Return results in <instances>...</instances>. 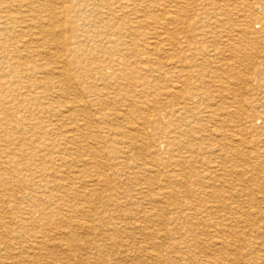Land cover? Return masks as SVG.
I'll use <instances>...</instances> for the list:
<instances>
[{"label":"rangeland","instance_id":"374dc122","mask_svg":"<svg viewBox=\"0 0 264 264\" xmlns=\"http://www.w3.org/2000/svg\"><path fill=\"white\" fill-rule=\"evenodd\" d=\"M157 2L160 3L162 8L165 9L168 13L175 12V8H172V7L175 6V2H177V0L175 1L174 0H159V1L158 0H139V1L133 2L135 4L134 6H136L135 7L136 10H138L139 13L131 14L129 11H125L126 14L124 15L125 18H123V20L126 19L125 20L126 22L130 21L132 23V22H135V19L143 15L148 16V17L155 16V15L157 16L158 13L155 10L156 9L155 7H158ZM193 2H194L193 3L194 20L202 21L203 25H205L208 22L209 27L210 28L213 27L212 23L214 22L215 19H211L210 17L214 16L215 13H217L214 7L217 4V2L221 3V0L220 1L211 0V2L207 4H204L203 2L197 1V0L196 2L195 0H193ZM11 3L13 4V0H6V1L0 0V23L5 22L6 24H8V27H12L13 22L16 21L18 17V14L16 12L17 10L15 9V7H13ZM223 3L225 4L226 8L229 11H231L233 14L229 16L227 20L228 22H225L224 23L225 25H223V27L220 26V28L216 30V32L218 33V35L226 36L229 44L232 42V41L229 42L230 38L231 40H233L231 48L229 45V49L231 50H229L227 47L226 48L224 47L223 40L221 42L220 41L216 42L211 37L212 35H209V36H206L203 40L204 48L207 46L205 51H202V52L200 51L197 54L198 57L196 56L195 58H193L191 56H188L186 60L184 61L182 60L183 62H181L180 60L182 59V56H184V54L182 53L183 47L180 44L182 40L178 36H175L173 34L175 30L174 29L175 26L173 24H170L171 22L169 20L168 15H165V16L163 15L165 18L163 16H160V23H161L160 32H163L165 34V35L164 34L162 35L163 36L162 40L164 42L162 50L165 51V53L164 55H162L160 61L161 63H163V65H166V69H169L174 66H177L178 68H180L182 65L185 66L187 65L188 62H190L192 67L196 65L198 66V67L196 66L197 71H202L203 69V72H204L205 69H206L205 71L208 70L209 71L208 74H205V73L195 74L194 73V76L191 77L192 84L189 86V88L191 90L193 89L194 92L198 90L197 92L203 95V100L205 103H209L206 94L210 92V90L215 91L216 94L219 93L220 85L217 82H219V80H221L222 78H223L222 80L225 81L224 85L226 84L225 87L227 88V91L225 92V96L228 101H231L233 99V96H236L235 97L236 100L243 101L246 103L247 102L254 103V104L259 103V102L264 103V66L262 65L264 62V59H263L264 58V22H263L264 20V0H223L222 4ZM76 4H78V2L75 0H65L63 1V3L61 1H58L56 3L55 7L57 9L58 14L60 15L58 22L61 24H64V28L63 30L58 28V33L60 34L56 36V44H55V47L53 48L58 53H60V55L62 56V60H59V61H63V63H66L67 66L69 67V70L76 71V75L78 73L77 77L85 76L86 78H94L96 77V74H95V70L92 69V67L95 64H97L99 61L117 58L118 55L116 54V51L120 47L118 45V42H119L118 39L121 40V42H119L120 44L121 43L129 44V39L127 37H123L121 35L122 33L118 31V28L117 29L116 28H106L102 32L101 29L103 26L102 24L98 23L99 20L97 18L98 16L97 11L99 12V14L102 15V17L111 18L110 13L104 1H102L100 4H98L95 7H93V5H87V6L84 5L82 6V8H80L79 5H76ZM11 5L13 8L11 7ZM144 8L146 9L148 8V10H150V12L148 13H151L152 15H149V14L145 15V12H143ZM236 8L238 10L239 9L243 10V13H239L242 16L239 19H237L235 15ZM94 9H96L97 11ZM62 11L64 15H61ZM9 20L11 22H9ZM65 21H66V27H65ZM132 25L134 26L135 24H132ZM24 26L25 25L23 24L21 25V27H24ZM77 27L82 28V30L84 29L83 30L84 33L93 34L94 37L92 38V40H86L85 37H80L77 46L69 45L65 47L64 46L65 36L70 35L71 34L70 31H73L72 29L76 30ZM246 28L252 31H254L255 29L254 32L256 34L252 36L245 34L244 29ZM17 30L18 31L16 32L15 31H12V32L9 31L10 33L7 32L6 34L7 36L5 35L6 39L3 40L5 52L4 53L0 52V140L4 141L7 138H8L7 140L11 139V141L15 142L14 146L16 147L18 146L17 144H21L24 149V153H23L22 158L20 159L21 161L23 160L22 161L23 164L21 167H19V169L21 168L22 170L20 169L18 171V174L14 173L15 170L13 171L9 170L10 172H7V171L2 172L3 175L2 173L0 175V178H5L4 180H7V184L5 188L0 186V193H1L0 195L2 199L0 203V224H2L0 225V240H1L0 243H4L5 245L9 246V247H6L5 249V246L0 244V246L2 247L0 248L1 249L0 250V264H46V263L47 264H53V263L54 264H133V263L140 264L142 263V259H144L143 257L146 258L145 255L147 251L152 250L151 247H157L158 243L160 245L165 244V247L163 246L164 248L170 247L173 243H179L180 244L179 247H185V246L191 247L189 250L185 248H182L181 250L184 254V257L187 258L189 261H191L189 264H202V263L204 264L205 261L207 262L209 261V263H213L214 261L215 264H219V262L217 261L220 259L227 260L229 256L230 258H232L231 256H233L235 253L234 248H240L239 254H242V255H239L240 257L239 264H248V263L258 262L257 255H259V253L256 252V256H255L254 248L257 247V244L264 243V231L257 230L256 228V224L260 222L258 218L253 217V216L251 217L246 216L248 214H245V212L248 213L252 210L254 211V209L256 208L255 206L257 205L251 202V199L250 197H248V195L253 194L252 198L255 199L256 202H260V204L261 202H264L260 200L261 196L259 194H255L252 192V190H255L256 192L257 189L259 188L257 187L258 186L257 184L252 185V186L243 185L239 182L238 179H236V177H226L223 181L220 180L216 182L215 184L216 189L205 190V193H203L204 191H200L197 186L192 185L190 182H187V183H185L186 181L183 182L180 177H176V180L177 181L179 180L180 183H185V184H182V186H179V185H176V183H173V180L169 178L172 175L169 176L168 174L174 173V168L166 167L167 164L163 165L162 167H159V169L162 168L161 170L164 173L161 177L158 178L159 180L157 181L150 180L148 183H146L143 180L134 178V176L132 175V173L134 172L133 170L119 167L118 160H116L117 162L114 161L113 163L111 159H115L118 156H122L124 158L122 159L120 158V160L125 159L124 160L126 161L125 163L128 164L129 166L132 167L134 165L136 167H141L142 164L144 163L149 164L152 161V156L150 155L152 150L147 149V146L149 145V143L146 139H143L144 143L146 144V149L139 151L137 153L136 152L135 153H123L125 151L123 149V146L118 144L119 139L121 137L112 136L110 130L116 129L115 126L117 125V123L113 121L114 119H112L113 118L112 114L116 113L117 111L118 113H122L125 110V106L123 105V103L117 104V103H114L115 102L114 101V102H111V104L108 103L106 106L105 105L95 106L94 104H97V103L93 102L95 100L94 97H86L85 96L86 94L84 93L82 94V91H83L82 88H85V86L82 88L79 87V88H74V89L65 88L63 90H57L58 88H56V90L55 89L52 90L51 84L57 82L55 80L58 77L57 73H55V67L57 66L55 65L56 61L55 60L53 61L52 59L49 58V56L44 54L47 52L46 51L47 47L45 48V46H43L37 40V39H40L41 37L40 35H38L39 38L34 36L36 32H34V35L32 34L28 35V33L25 32L26 30L24 28L23 30L17 28ZM138 30H139V33L146 35V36H149V34H151V31L149 28L148 29L140 28ZM18 32L20 34H18ZM10 34L12 35L14 34V35L12 36ZM237 34H239V39L236 41L237 37L235 36ZM253 37L255 39H253ZM260 37L262 39H260ZM173 38H175V41ZM254 41H256L257 44H255V46L252 47L251 44ZM137 42H140V40H137ZM171 43L173 44V46H176V48L174 47V51L176 53L170 54L167 52L169 48L172 47ZM240 44L244 45L242 46L245 50L243 49H242L243 51L234 50L237 48H241ZM245 44L247 45V47L245 46ZM15 46H19L20 50H23L24 48L21 46L26 47L27 51L24 52L23 54L24 57H21L23 59L14 57L13 55L9 54V52L12 51L13 48H15ZM164 47H167V48H164ZM8 50L9 52H7ZM33 50L34 51L40 50L39 51L41 54L40 58L35 56L36 53ZM114 50L115 52H113ZM71 54L73 55L71 56ZM244 55H246V58L252 57L251 60L253 62H250L248 64L242 61V56ZM65 57H66V62H65ZM149 57L150 55H147V54H144V55L135 54L133 52H128L126 54V60L130 63L137 61V60L144 61L146 58H149ZM35 58L38 60H36ZM151 58H154V56H151L150 59ZM254 61H255V64H254ZM227 69L230 72H228ZM28 73H31V74H28ZM110 74L111 72H108V75ZM33 78L34 79L39 78L41 79V82L32 83ZM44 78L45 79L48 78L47 81L49 83H44L45 81ZM226 78L229 81H227ZM198 82L200 83L198 84ZM95 84H97L98 87L101 90H103L104 83L100 80L98 81V77L95 78ZM247 88H249L250 90ZM106 89H107V92H114L115 87L112 86L111 84L107 86ZM261 89L263 90L261 91ZM228 90L231 92H229ZM130 91H133L131 87H130ZM80 93L83 97L81 98V100H83V102L86 104V109H85L86 112H88L90 116L92 115L93 121H92V125H90L91 126L90 129L93 132L94 136L98 139V148H100V150L102 151L101 160L100 158L99 160L103 163L102 170H104L106 173L108 172V174H110L111 176L110 178L111 185L108 188L107 187H101V188L97 187L98 190H96L97 188H93L89 186V187H86V190H85L86 195L89 194L90 191H91L90 194H93L92 201L91 203H89V205L93 207L97 211V214H98L97 221L94 222L98 228L97 231L95 233H91V232H88L86 229L82 228L77 231L76 230L72 231V233L76 234V237L70 238L65 235L66 237H64L65 238L64 239L63 236L58 233H61L60 231H62L63 233H67V232L69 233L70 228L68 227V225H66L67 223L66 221L68 219L75 223H77L76 221L80 222L81 220L82 221L80 223H83V221L87 220L86 222H84V224H90L91 221H89V219H87L84 216H79L72 212L73 209L76 208V206H79V204H81L79 201L80 193H76L78 190H80L77 188L78 187L77 181H75V186H74L76 187V189L70 190L68 188L67 190L66 188L65 198H60V197H63L62 191L58 188V185L56 184L55 185L51 184L50 186L48 184L47 186L48 182L47 183L44 182L43 179H45L44 178L45 175L43 172L40 171L41 170L40 167H45L43 162L48 157L60 156V157H65L68 160H70V158L74 159L73 161H75V163L73 164V166L80 165L81 163L77 164L80 159H83V158L88 159L87 157H85L86 153L85 151L81 149V145L77 142L76 144L74 141H71L72 139H70L69 137H71L72 135L70 136V134H66V132L68 131L67 130L68 126L71 121L69 120L70 118L79 120V121L83 119V117L79 116L80 113L77 114L72 111V107H71L72 105L70 104L71 99L80 95ZM156 94H157V91L155 88L144 91V97L148 98L149 101L155 100ZM159 102H162V101L160 100ZM248 106L249 105H247L245 109ZM22 108L24 111L22 110ZM104 114L107 115V118H105V120L102 119L104 117ZM8 118L9 120H7ZM54 119H57V120L54 121ZM10 123H12L13 125ZM199 124L202 125L203 127H206V129L209 128L210 126L212 127V124H209L205 121H200ZM257 126H259V124ZM216 128L219 132L225 131V133H227V131L229 130L228 128H223V130L220 131L217 126H215L213 129H216ZM35 129H38V130H35ZM112 131L117 132L115 130H112ZM227 134H229V131ZM174 135L175 137L177 136L176 134ZM174 135H171V136H174ZM9 136H12L13 139L12 137H9ZM147 137L149 139H152L154 142L158 139V137L153 135L152 132H148ZM215 140L217 144L222 147L224 146L227 147L228 144L230 143L229 139H224L221 136L219 137L217 136ZM184 141L185 140H183L182 143ZM195 141L197 140L195 139ZM9 143L10 142H7V143L0 142V147L2 146L1 148H3L2 149L3 151H6L7 149H9L8 150L9 152L12 151L11 149H13L14 146H9L8 145ZM73 143H75L76 146ZM230 144H232V142ZM64 146L66 148L69 147V149H73V150L75 149V151H78V152H74V153L65 152V154H62L63 151H61L60 148H64ZM161 149L159 153L160 156L158 157L162 159L164 162H168L167 158H169V156L173 157L174 159H178L179 157H182L183 162L181 163L180 169H182L184 174L187 176H191V175L198 176L199 175L200 177H204L206 172L203 169L202 165L205 162H209L210 165L212 164L211 166H214L215 164L221 163L226 157L227 158L225 162L228 161L229 159L235 160L239 158V155L234 153V151H229L228 149L226 150L229 152V154L224 159L222 157H219V155L217 154L211 153L212 151L210 152L208 150L206 154H203L202 156H200V158L196 159L197 157L194 155H193V158H191L189 154L184 153L185 151H182V150L178 151L179 149L177 148V146H175L172 149V152L170 153V155H166L164 153L165 151L163 150V148ZM2 150L0 152H2ZM50 151L52 154L49 153ZM103 156H105L106 158ZM4 158L5 156L0 155V161H3ZM205 159L206 161H204ZM29 161L34 162L35 164L26 166V163ZM110 162H112V164ZM225 166L231 167L232 164L227 163L225 164ZM117 170H119V172H117ZM176 170H177V167H176ZM116 173H119V175L116 176L115 175ZM24 174L26 177L24 176ZM144 174L146 176H149L147 171L144 172ZM46 175L51 176L52 173L48 171L46 172ZM17 176L20 179H18ZM83 183L85 182L83 181ZM85 184L89 185V183H85ZM165 186H167L169 189H167ZM26 187L27 189H25ZM90 188L92 190H90ZM12 190H14L13 193L10 192ZM161 190H164V191H161ZM168 190H173L179 199L182 197V195L189 193L188 195L189 201L193 204V206H196V207L200 205L199 201L202 198L204 201L206 200L208 201V203L210 202V204L212 202L215 203L217 201V203L215 204L220 205V206H223L222 203H224V205L233 203L232 207H236V205L241 207V209L243 210V211L240 210L242 211L241 213L244 212L243 214H245L243 216L244 220L246 218V220L248 219L249 221L247 220L246 224H243V225L236 224L234 222V225H233L232 224V222L234 221L233 218L236 217V214L235 212H231L233 214H230L227 211H222L216 216L214 215L209 218L206 217L200 221H199V218L197 220L187 218L184 215H179L176 213L178 210L177 209L178 206L174 202H173V209H171L170 211H167L166 213H162L163 216H161L162 218L159 217L158 218L159 220L157 219L154 222H148L147 220H145L144 218L145 214H148L150 212L153 213L157 209L151 206L149 199L152 196L156 195L157 193L166 192ZM31 191L32 192L39 191L40 193L38 192V196L40 195L41 197L39 196V198L36 199L35 197H33L34 192L32 193ZM213 191H216V193L212 194ZM237 191L240 194L239 197L235 195L232 196L231 193L234 194ZM19 193L21 194V196ZM137 193H141L139 198L137 197ZM66 194L69 196L66 197ZM45 196H47V198H45ZM43 197L45 200H42ZM229 197L230 198L233 197L231 198L233 199L232 202H231V199H229ZM48 198L51 200H49ZM54 199H57V200H54ZM172 201L174 200L172 199L170 202ZM24 208L26 209L24 210ZM18 210L19 211L21 210V211L19 212ZM41 210L46 211L47 214H49L48 216L50 217V219L41 215V212H39ZM59 212L60 214H58ZM140 215H142L143 217ZM61 216L66 217V218H62ZM69 217L74 219L75 221L70 219ZM57 218L59 219V221ZM167 219L168 221H165ZM137 220L139 222H137ZM262 221H264V219ZM167 222L168 223L172 222L173 225H178V226L180 225L181 227L179 230L180 231L179 234L166 235L167 236L166 237L164 231L168 227ZM191 222L198 223V225L194 229V232H192L193 230L189 232V230L185 227ZM34 223H36V226ZM127 224H129L128 225L129 227L132 226V228L129 229V233L124 232L125 229L123 225H127ZM247 224L249 226H247ZM199 225L201 227L203 226L204 228L200 227L201 228L200 229L198 227ZM143 227H146L148 229L143 228ZM65 228L67 229L66 231H65ZM38 230H40L41 233ZM46 230H48L49 232ZM58 230L59 232H57ZM218 230L222 231V233L215 234V232H219ZM116 231H118L117 232L118 234L116 233ZM145 233L146 234L148 233V235L145 236L144 235ZM180 234L183 236H180ZM220 235L226 242L227 246H232V247H224L220 250H217L216 248H214L215 241L218 237H220ZM51 236L53 237L52 239H51ZM178 236L181 239L177 238ZM213 236H215V238H213ZM38 237L40 238L38 239ZM66 240L67 242H65ZM165 240H166V243H165ZM239 241L241 244L238 243ZM207 243L208 245H206ZM37 245L38 246L41 245V247H45V250L41 251V255L43 256V261L41 260L38 263L35 261V256H34L35 253H37L34 247H37ZM69 246L73 247L74 253H72L71 256L69 257L65 255L66 260L63 259L64 257H61L60 260L54 257V255H60L57 253H59L62 248L64 249L65 247H69ZM251 248H253L254 251H252L253 249ZM7 249L10 250L9 251L10 255ZM108 249H110V251ZM249 250L251 251V253H254V254H251L250 256H246V253ZM201 253H204L202 254L203 256L200 255ZM163 254H165V252H163ZM209 257L211 258V260H213L212 262L210 261ZM68 260H70L71 262ZM222 264H227V263L223 262Z\"/></svg>","mask_w":264,"mask_h":264},{"label":"bare ground","instance_id":"6f19581e","mask_svg":"<svg viewBox=\"0 0 264 264\" xmlns=\"http://www.w3.org/2000/svg\"><path fill=\"white\" fill-rule=\"evenodd\" d=\"M4 1H6V0H4ZM58 1H61L63 3V1H65V0H13V4L12 3L11 4L17 10L16 12L18 14V17H17L16 21L13 22L12 27H8V24H6L5 22L0 23V31H1V33H0V38H1L0 39V52L1 53L5 52L3 40L6 39L5 35L7 34V32H9V31L10 32H12V31L16 32V31H18L17 28L22 29V30L24 28L26 30L25 32L28 33V35L29 34L34 35V32H36L37 34L35 33V35H34L35 37H38V35L41 36L40 39H37L39 41V43H41L43 46H45V48L47 47V50H46L47 52L44 54L49 56V58L52 59L53 61L54 60L56 61L55 65H57V66L55 67V73H57L58 77L55 80L57 82L51 84L52 90H54V89L56 90V88H58L57 90H63L65 88H73L74 89V88H79V87L82 88L85 86V88H82L83 89L82 94L83 93L86 94L85 95L86 97H94L95 100L93 102L97 103V104H94L95 106L96 105L97 106L98 105L99 106L100 105L106 106L108 103L111 104V102H114V101H115L114 103H117V104L123 103V105L125 106V110L122 113H118V111H117L116 113L112 114V116H113L112 119H114L113 121H115L117 123V125L115 126L116 129L110 130L111 134H112V136L121 137L119 139L118 144L123 146V149L125 150L123 153H135V152L137 153L139 151L146 149V144L144 143V140H143V139H146L149 143V145L147 146V149L152 150V152L150 153V155L152 156V161L149 164H146V163L142 164L141 167H136L134 165L131 167L125 163L126 162V161H124L125 159L120 160V158L122 159L124 157L118 156L115 159H111V161L113 163H114V161L118 160V163H119L118 166L119 167L127 168L129 170H133L134 172L132 173V175L134 176V178L143 180L146 183H148L150 180H154V181L159 180L158 178L161 177L164 173L161 170L162 168L159 169V167H162L163 165L167 164L166 167L174 168V173L168 174L169 176L172 175L169 178H171L173 180V183H176V185L182 186V184L190 182L192 185L197 186L200 191H204L203 193H205V190L216 189V185H215L216 182H218L220 180L223 181L226 177H236V179H238L239 182L243 185H251L252 186V185L257 184L258 185L257 187H259V188L257 189L256 192H255V190H252V192L255 194H259L261 196L260 200L264 201V103H262V102L255 103V104L254 103H248V102L246 103L243 101L236 100L235 99L236 96H233V99L231 101H228L226 99V96H225V92L227 91V88L225 87L226 84L224 85L225 81L222 80L223 78L221 80H219V82H217L220 85L219 86V88H220L219 93L216 94L215 91H212V90H210V92H208L207 94L205 92V94L208 98V102H209V103H205L203 100V95L199 94L197 92L198 90L196 92H194L193 89L191 90L189 88V86L192 84V81H191L192 78L191 77L194 76V73L195 74H198V73L208 74V72H209L208 70L205 71L206 70L205 69L204 72H203V69H202V71H197V69H196L197 65L192 67L190 62H188L187 65H185V66L184 65H182L181 67L179 66L180 68H178L177 66H174V67H171L169 69H166V65H163V63H161V61H160L162 55H164V53H165V51L162 50L163 43H164L162 40V37H163L162 35L164 33L160 32V30H161V28H160V25H161L160 16H163V15L164 16L168 15L169 20L171 22L170 24H173L175 26V28H174L175 30H174L173 34L175 36H178L182 40V42H180V44L183 47L182 53L184 54V56H182V59L180 60L181 62L186 60L188 56L195 58L200 51L201 52L205 51L207 46L204 48L203 40L206 36H209V35H212L211 37L216 42L217 41L221 42L223 40L225 48L227 47L229 49V45L231 48L233 40H231V38H230L229 42L230 41H232V42L229 44L226 36L218 35V33L216 32V30H218L220 28V26L223 27V25H225L224 23L228 22L227 20H228L229 16L233 14L231 11H229L226 8L224 3L222 4L223 0H221V3L217 2L216 5L214 4L215 5L214 8L217 11V13H215L214 16L210 17L211 19H215L214 22L212 23L213 27H211V28L209 27L208 22L206 23L207 25L206 24L203 25L202 21L194 20V10H193V3L194 2H193V0H177V2H175V6L172 7V8H175V12H173V13H171V12L168 13L165 9L162 8L161 4L157 2L158 7H155L156 12L158 13L157 16L155 15V16L148 17V16L143 15V16L135 19V22H132V23L130 21L126 22L125 21L126 19L123 20V18H125L124 15L126 14L125 11H129L131 14L132 13H139L138 10H136V8H135L136 6H134L135 4L133 3V2H136L139 0H75L78 2V4H76V5H79L80 8H82V6H84V5H86V6L87 5H93V7H95L98 4H100L102 1H104L105 5H106V7L110 13L111 18L110 17H106V18L102 17V15L99 14V12L96 9H94L97 11V15H98L97 18L99 20L98 23L102 24V26H103L101 29L102 32L106 28H116V29L118 28V31L122 33L121 35L123 37H127L129 39V44H122V43L120 44L119 42H121V40L118 39L119 40L118 45L120 47L116 51V54L118 55L117 58L99 61L97 64H95L92 67V69L95 70V74H96V77H94V78H86L85 76L77 77L78 73L76 75V71L69 70V67L67 66L66 63H63V61H59V60H62V56L60 55V53H58L53 48V47H55V44H56V36L58 34H60V33H58V28H60L61 30H63V28H64V24H61L58 22L60 15L58 14L57 9L55 7V5ZM197 1H201L204 4L211 2V0H197ZM195 2H196V0H195ZM12 5H11V7H12ZM144 10H143V12H145V15H148V14L152 15L151 13H148V12H150V10H148V8L147 9L144 8ZM244 11H246V10H244ZM235 12H236L235 15H236L237 19L242 17L239 13H243V10H241V9L238 10L236 8ZM251 14H252V12H251ZM61 15H64L63 11L61 12ZM235 15H234V17H235ZM38 21H40V22H38ZM9 22H11V21L9 20ZM263 22H264V20H263ZM22 24L25 26L21 27ZM132 24H135V25L133 26ZM245 25H246V23H245ZM65 27H66V21H65ZM207 27H209V28H207ZM140 28H147V29L149 28L151 31V34H149V36H146V35L139 33L138 29H140ZM72 30L73 31H70L71 32L70 35L65 36V40H64V46L65 47L69 46V45H72V46L76 45L77 46L80 37H85L86 40H92V38L94 37L93 34H91V33H84L83 32L84 29L82 30V28H79V27H77L76 30H74V29H72ZM212 31H214L215 33ZM254 31H255V29H254ZM254 31L249 30L247 28L244 29L245 34H247L249 36L256 34ZM259 31H261V30H259ZM67 33H65V34H67ZM18 34H20V33L18 32ZM81 34H83V35H81ZM229 34H231V33H229ZM10 35H12V34H10ZM257 36H259V35H257ZM235 37H237L236 38V41H237L239 39V34H237ZM173 39L175 41V38H173ZM253 39H255V38L253 37ZM260 39H262V38L260 37ZM137 40H140V42H137ZM226 42H227V44H226ZM255 44H257L256 41H254L251 44V46L253 47V46H255ZM29 45H31V44H29ZM234 45H236V44H234ZM240 45H241V48H237L234 50H236V51L237 50H239V51L245 50L243 48L244 45L243 44H240ZM171 46L172 47L169 48V50L167 49L168 50L167 52L170 54L176 53L174 51V47L176 48V46H173V44ZM245 46L247 47L246 44H245ZM21 47H24L23 50H20L19 46H15V48H13L12 51L9 52V50H8L7 52H9V54L13 55L14 57L23 59L21 57H24L23 54H24V52L27 51V49L25 46H21ZM164 48H167V47H164ZM229 50H231V49H229ZM39 51L40 50H37L34 52L36 53L35 56L40 58L41 54ZM113 52H115V50ZM128 52H133L135 54H143V55L147 54V55H150V57L154 56V58L150 59V57H149V58H146L144 61L137 60V61L130 63L126 60V54ZM241 54H243V53H241ZM72 55L73 54H71V56ZM114 55H115V53H114ZM25 58H26V56H25ZM251 58L250 57L246 58V55H244V56H242V61L249 64L250 62H253L251 60ZM240 59H241V57H240ZM36 60H38V59H36ZM165 61H167V60H165ZM255 61H256V59H255ZM255 61H254V64H255ZM65 62H66V57H65ZM79 62H81V61H79ZM262 65L264 66V62ZM252 66H253V64H252ZM194 69H196V70H194ZM80 70H81V68H80ZM51 71H52V69H51ZM227 71H228V69H227ZM87 72H89V71H87ZM108 72H111V74L108 75ZM228 72H230V71H228ZM11 74H12V72H11ZM28 74H31V73H28ZM38 75H39V73H38ZM91 75H92V73H91ZM54 77H56V76H54ZM97 77H98V81L100 80L104 83L103 84V90H101L98 87V85L95 84V78H97ZM195 78H197V77H195ZM47 79H45L44 83H49L47 81ZM204 79H206V78H204ZM226 80H227V78H226ZM227 81H229V80H227ZM33 82L34 83L41 82V79H39V78L34 79L33 78L32 83ZM199 83L200 82H198V84ZM111 84H112V86L115 87L114 92H107L106 87L111 85ZM240 84H242V83H240ZM130 87L133 89V91H130ZM153 88H155L157 91V94L155 95L156 99L153 101H149L148 98L144 97V91H147V90H150ZM244 88H246V87H244ZM247 89H249V88H247ZM262 90L263 89H261V91ZM50 91H51V89H50ZM103 91H105V92H103ZM229 92H231V91H229ZM75 95H77V94H75ZM44 98H45V96H44ZM81 98H83V97L80 93V95L71 99L70 104L72 105L71 106L72 111L77 113V114L80 113L79 116L83 117V119L79 121V120H75V119L70 118L69 120H71V121H70V124L68 126V129H67L68 131L66 132V134H70V136L72 135L71 137H69L70 139H72L71 141H74L75 143L77 142L81 145V149L83 151H85V153H86L85 157H87L88 159H84V158L80 159L77 164H79V163H81V164L77 165V166H73V164L75 163V161H73L74 159L70 158V160H68L67 158L60 157V156L48 157L43 162L45 167H40V169H41L40 171L43 172L45 175V177L43 175V177L45 178V179H43L44 182H46V183L48 182L47 186H48V184H49V186L51 184H54V185L56 184V185H58V188L62 191L63 197H60V198H65L66 188H67V190H68V188L70 190L76 189V187H74V186H75V181H77V184H78L77 188L80 190H78L76 193H80L79 201L81 204H79V206H76V208L73 209L72 212L74 214L79 215V216H84L87 219H89V221H91L90 224H84V222L87 221L86 219H85L86 221H83V223H80L82 220L80 222L76 221L77 223H75V222L70 221L69 219L68 220L66 219L67 220L66 225H68V227L70 228V231H69V233L67 232L68 234L60 231L61 233H58V234H61L63 236V238L66 236H68L70 238L76 237V234L72 233V231H75V230L77 231V230H80L82 228L86 229L88 232H91V233H95L97 231L98 228L94 222L97 221L98 214H97V211L89 205V203H91V201H92V197H93L92 195L93 194H90V192H91L90 191L89 194L86 195L85 190H86V187H89V186L93 187V188H97V187L98 188L99 187L100 188L101 187H107L108 188L111 185L110 174H108V172L106 173L104 170H102L103 163L100 161L101 156H102V151L100 150V148H98V139L94 136L93 132L90 129L91 128L90 125H92V121H93L92 115L90 116L88 114V112H86V110H85L86 104L83 102V100H81ZM259 98H261V97H259ZM160 100L162 102H159ZM247 105H249V106L245 109V107ZM22 110H23V108H22ZM65 114H63V115H65ZM39 116H40V114H39ZM3 118H4V116H3ZM105 118H107V115L104 114V117L102 119L105 120ZM7 120H9V118ZM7 120H5V121H7ZM55 120H57V119H54V121ZM200 121H205L209 124H212V127L209 125L210 127L206 129V127H203L202 125L199 124ZM67 122H69V121H67ZM10 124H12V123H10ZM258 124H259V126H257ZM28 126H30V125H28ZM215 126H217L220 131L223 130V128H228L229 134H227L228 131H227V133H225V131L219 132L217 130V128L213 129ZM35 130H38V129H35ZM112 130H115L117 132H113ZM224 130H226V129H224ZM148 132H152L153 135L158 137V139L155 142L152 139H149L147 137ZM174 134H176L177 136L175 137ZM171 135H174V136H171ZM217 136L218 137L221 136L224 139H229V142L230 143L232 142V144L229 143L227 147L226 146H224V147L219 146L215 140ZM9 137H12V136H9ZM31 137H33V136H31ZM7 139H5L4 141L0 140V142H6V143L10 142L8 145L14 146L15 142L11 141V139H9V140H7ZM12 139H13V137H12ZM195 139L197 141H195ZM183 140H185V141L182 143ZM217 141H218V139H217ZM21 143H23V142H21ZM24 143H25V141H24ZM37 143H39V142H37ZM75 143H73V144H75ZM76 144H75V146H76ZM17 145L18 146L17 147L14 146L13 149H11L12 151H10V152L8 151L9 149H7L6 151H3L2 150L3 148H1L2 146L0 147V151L2 150V152H0V155L5 156L4 160L0 161V175L2 172H6V171L10 172L13 170H15V172H14L15 174H18V171L21 169V168L19 169V167L22 166L23 160L21 161L20 159L23 156L24 149H23L21 144H17ZM70 145H72V144H70ZM175 146H177V148L179 149L178 151H180V150L185 151L184 153L189 154L191 158H193V155L196 156L197 157L196 159L200 158V156H202L203 154H206L208 151H210V152L212 151L211 153L217 154V155H219V157H222L224 159L229 154V152L226 149H228L229 151H234V153L239 155V158H237L235 160L229 159L228 161L225 162V160L227 158L226 157L223 160L224 162L222 161L221 163L215 164L214 166H211L212 164L210 165L209 162H205L202 165L203 169L206 172L204 177H200L199 175L198 176H193V175L187 176L184 174L183 170L180 169L181 163L183 162L182 157H179L178 159H174L173 157L169 156V158H167L168 162H164L162 159H160L158 157V156H160L159 153H160L161 148H163V150L165 151L164 153L166 155H170V153L172 152V149ZM60 150L63 151L62 154H65V152L66 153L78 152V151H75V149L74 150L69 149V147L66 148L65 146H64V148H60ZM144 152H146V151H144ZM49 153H51V151ZM103 157H105V156H103ZM99 158H100V160H99ZM204 161H206V159ZM112 162H110V163L112 164ZM227 163L232 164V166L231 167L225 166V164H227ZM33 164H35V163L29 161L26 163V166L27 165H33ZM119 167H118V169H119ZM176 167H177V170H176ZM229 168H230V170H229ZM32 170H34V169H32ZM38 170H39V168H38ZM48 171H50L52 173L51 176L46 175V172H48ZM143 171L144 172L147 171L149 176H146ZM117 172H119V170H117ZM7 174H9V173H7ZM2 175H3V173H2ZM115 175L117 176V175H119V173H116ZM24 176H25V174H24ZM27 177H28V175H27ZM176 177H180L183 182H185V181L186 182L180 183L179 180L178 181L176 180ZM17 178H18V176H17ZM4 179L5 178H0V186L5 188V186L7 184V180H4ZM18 179H20V178H18ZM25 179H27V178H25ZM83 181L85 183H89V185H86L85 183H83ZM153 185H155V184H153ZM17 186H18V184H17ZM165 187L167 189H169L167 186H165ZM98 188L96 190H98ZM25 189H27V187ZM29 190H31V189H29ZM90 190H92V189L90 188ZM13 191L14 190H12L10 192L13 193ZM161 191H164V190H161ZM33 192H32L33 197H35L36 199L39 198V196H40V195L38 196L39 191L38 192L33 191ZM208 193H210V192H208ZM215 193H216V191L212 192V194H215ZM231 194H232V196L235 195L238 197L240 195L238 193V191L235 192L234 194L233 193H231ZM140 195H141V193H137L138 198L140 197ZM188 195H189V193L184 194L179 199L173 190H168L166 192L157 193L156 195L152 196L149 199L151 206L155 207V209L156 208L157 209L153 213L150 212L148 214H145V216H144L145 220H147L148 222L156 221L159 217L163 216L162 213H166L167 211H170L171 209H173V202H174L178 206V208H177L178 210L176 212L177 214L184 215L187 218H191V219H195V220H197L199 218V221L203 220L206 217L209 218V217L214 216V215L216 216L222 211H227L230 214H233L231 212H235V214H236V217L233 218L234 221L232 219L233 225H234V222L236 224H242L243 225V224H246V222L248 220V219L246 220V218L244 220L243 216L245 214H248L246 216H250V217L253 216V217H256L259 219L260 222L256 224V228H257V230H261V231L263 230L264 231V221H262L264 219V204H263L264 202H261V204H260V202H256L255 199L252 198L253 194L248 195V197H250L252 203L257 204L255 206L256 208L254 209V211L252 210L248 213L245 212V214H243L244 212L241 213L243 211L241 209V207H239L237 205H236V207H232L233 203L227 204V205H224V203H222L223 206H220V205L215 204V203H217V201L215 203L212 202L210 204V202L208 203V201H206V200L204 201L202 197H201L202 199L199 201L200 205L196 207V206H193V204L189 201ZM221 195H222V193H221ZM20 196H21V194H20ZM67 196H69V195L66 194V197ZM235 196H234V198H235ZM58 197H56V198H58ZM219 197H220V195H219ZM238 197H236V198H238ZM45 198H47V196H45ZM50 198H51V196H50ZM231 198H233V197H231ZM231 198L229 197V199H231ZM172 199L174 201L170 202ZM1 200L2 199H1V195H0V203H1ZM42 200H45L44 197ZM49 200H51V199H49ZM54 200H57V199H54ZM232 201H233V199H231V202ZM23 203H24V201H23ZM86 204H88V205H86ZM147 205H149V204H147ZM25 209L26 208H24V210ZM149 209H150V207H149ZM240 210H242V211H240ZM39 212H41V215L50 219V217L48 216L49 214H47L46 211L41 210ZM129 212H130V210H129ZM58 214H60V212ZM12 216H14V215H12ZM140 216H142V215H140ZM61 217L66 218L63 216H61ZM70 219H72V218H70ZM226 219H227V217H226ZM72 220H74V219H72ZM9 221H11V220H9ZM58 221H59V219H58ZM139 221H140V219H139ZM139 221L137 220V222H139ZM165 221H168V219ZM60 223H62V222H60ZM6 224H8V223H6ZM34 224L36 226V223H34ZM248 224H247V226H249ZM0 225H2V224H0ZM128 225L129 224L123 225V227L125 229L124 232H126V233H129V229L132 228V226L129 227ZM153 225H154V223H153ZM197 225H198V223L191 222L188 225H186L185 227L189 230V232L192 230H193L192 232H194V229ZM167 226H168L167 229H165V231H164L165 236L166 235H172V234H174V235L179 234V232H180L179 230L181 227L180 225L179 226L173 225L172 222H170V223L167 222ZM198 227L200 228L201 226L199 225ZM66 228H65V231L67 230ZM143 228H146V227H143ZM231 228H232V226H231ZM233 228H234V226H233ZM146 229H148V228H146ZM182 229H184V228H182ZM149 230H150V228H149ZM242 230H241V232H242ZM38 231L40 232V230H38ZM38 231H37V233H38ZM46 231H48V230H46ZM182 231H184V230H182ZM54 232H56V231H54ZM57 232H59V230ZM82 232H83V230H82ZM117 232L118 231H116V233ZM34 233H36V232H34ZM217 233L220 234V233H222V231L215 232V234H217ZM24 235H26V234H24ZM89 235H91V234H89ZM144 235L146 236V235H148V233L147 234L145 233ZM213 235H214V233H213ZM52 236H51V239L53 238ZM149 236H151V235H149ZM180 236H183V235L180 234ZM215 236H213V238H215ZM28 237H29V235H28ZM39 238L40 237H38V239ZM177 238H180V237L178 236ZM260 240H261V238H260ZM158 241H159V239H158ZM65 242H67V240ZM165 243H166V240H165ZM208 243L206 245H208ZM238 243L241 244L240 241ZM0 244L5 246V249H6V247H9V246L5 245L4 243H0ZM243 244H242V246H243ZM163 246L165 247V244L160 245L158 243L157 247H151L152 250L147 251V253L145 255L146 258L143 257L144 259H142V263H140V264H189L191 262L187 258L184 257V254L181 251L182 248L189 250L191 247H186V246L185 247H179L180 246L179 243H173L170 247H167V248H164ZM197 246H198V244H197ZM224 247H232V246H227L226 242L224 241V239L220 235V237H218L215 241L214 248H216L217 250H220ZM0 248H2V247L0 246ZM65 248L64 249L62 248L61 251L59 253H57L60 255H54V257L59 259V260L61 257H64L63 259L66 260L65 255L67 257H69V256H71L72 253H74L73 247L69 246V247H65ZM155 248H157V249H155ZM9 249H11V248H9ZM34 249L37 252L34 255L35 261L37 263L40 262L41 260L43 261V256L41 255V251H44L45 247H41V245L40 246L37 245V247H34ZM110 249H108V250L110 251ZM251 249H253V248H251ZM254 249H255V251H254ZM254 249L252 251H254L255 256H256V252L259 253V255H257L258 256L257 257L258 262L257 263H255V262L254 263H248V264H264V243L257 244V247H255ZM7 250H5V251H7ZM9 251L10 250H8V253H9ZM239 251H240V248H234L235 253L233 256H231L232 258H230V256H229L227 260L226 259H220L217 262H219V264H222L223 262L227 263V264H239V262H240L239 255H242V254H239ZM163 252H165V254H163ZM254 253H251V251L249 250L246 253V256H250L251 254H254ZM202 254H204V253H201L200 255H202ZM9 255H10V253H9ZM215 256H217V255H215ZM252 256H254V255H252ZM6 257H8V256H6ZM26 257H28V256H26ZM68 261H70V260H68ZM210 261L212 262L213 260H211V258H210ZM204 264H215V263H214V261H213V263H209V261L208 262L205 261Z\"/></svg>","mask_w":264,"mask_h":264}]
</instances>
